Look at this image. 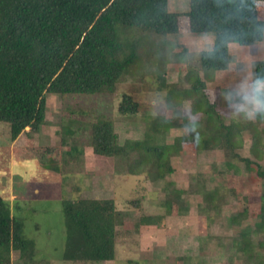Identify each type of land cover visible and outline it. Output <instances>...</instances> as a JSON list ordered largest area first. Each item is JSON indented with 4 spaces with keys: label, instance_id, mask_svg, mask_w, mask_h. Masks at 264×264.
Wrapping results in <instances>:
<instances>
[{
    "label": "rangeland",
    "instance_id": "374dc122",
    "mask_svg": "<svg viewBox=\"0 0 264 264\" xmlns=\"http://www.w3.org/2000/svg\"><path fill=\"white\" fill-rule=\"evenodd\" d=\"M188 8L189 0H169L171 11ZM259 15L264 20V3ZM180 27L178 34L138 33L143 40L140 59L115 94H49L40 132L26 131L15 142L9 126L0 123V163L9 164V170L0 166V190L13 213L25 221V233L36 241L39 258L72 264L62 259L66 202L113 199L130 234L119 241L115 260L102 264H128L132 259L143 264H264V230L257 227L264 179L248 172L224 139H211L207 131V121L219 130L221 124H234L237 153L264 168V123L259 114L248 120L238 111L251 90L254 63L264 60V41L250 47L231 45L229 69L208 83L211 99H219V112L208 119L195 101L183 98V91L190 88L185 75L200 69V52L213 47L214 35L193 34L187 17L181 18ZM164 72L167 86L161 83ZM124 94L141 104L138 114L119 113ZM65 108L90 109L112 119L121 144L143 140L149 119L156 116L173 126L166 143L178 137H189L188 142L171 160L175 172L154 182L148 177L149 164L133 174L129 162L95 154L89 132L64 134ZM176 188L184 191L181 198L172 193ZM216 193L215 201H206ZM170 198L177 204L168 217L164 203ZM179 208L182 216L177 215ZM18 256L12 255L15 261Z\"/></svg>",
    "mask_w": 264,
    "mask_h": 264
},
{
    "label": "trees",
    "instance_id": "16d2710c",
    "mask_svg": "<svg viewBox=\"0 0 264 264\" xmlns=\"http://www.w3.org/2000/svg\"><path fill=\"white\" fill-rule=\"evenodd\" d=\"M261 3L264 0H189L187 11H171L169 0H0V123L9 126L15 142L26 131L40 132L49 94H115L140 59L143 40L138 33L178 34L182 17L189 19L193 34L214 35L213 47L200 52V69H190L185 75L190 88L183 91V98L195 101L198 112L213 118L219 112V99H211L208 83L218 72L229 69L232 44L250 47L264 41ZM253 75L254 80L264 76V60L254 63ZM160 78L167 86L165 72ZM140 107L133 96L124 94L118 110L122 116H131L138 114ZM64 112V134L89 132L95 154L129 162L133 174L149 164L148 177L154 182L165 181L175 172L171 160L189 138L166 143L165 136L173 126L164 116H156L149 119L143 140L121 144L112 119L84 108H65ZM259 119L264 123V117L259 115ZM207 122L211 139L223 138L248 172L255 171L264 179L260 164L237 153L233 141L236 126L221 124L219 130ZM0 166L9 170V164L2 162ZM183 192L176 188L172 193L181 198ZM4 195L0 190V264H51L49 259L39 258L36 241L25 233V221L13 213ZM176 198L164 203L168 217ZM216 199L217 193L206 197L210 203ZM63 210L65 262L102 264L115 260L119 241L130 234L123 228L115 200L66 202ZM181 210L178 216L183 215ZM257 225L264 230V194ZM14 252L19 254L16 261ZM128 264L143 262L132 259Z\"/></svg>",
    "mask_w": 264,
    "mask_h": 264
},
{
    "label": "clouds",
    "instance_id": "9594fccd",
    "mask_svg": "<svg viewBox=\"0 0 264 264\" xmlns=\"http://www.w3.org/2000/svg\"><path fill=\"white\" fill-rule=\"evenodd\" d=\"M238 111L242 112L248 120L255 119L258 114L264 117V76H259L252 81L251 90L246 93V102Z\"/></svg>",
    "mask_w": 264,
    "mask_h": 264
}]
</instances>
